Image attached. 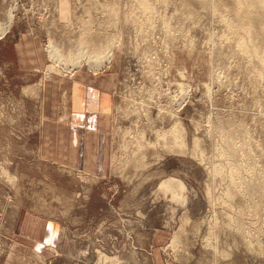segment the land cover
I'll use <instances>...</instances> for the list:
<instances>
[{
	"label": "rangeland",
	"instance_id": "1",
	"mask_svg": "<svg viewBox=\"0 0 264 264\" xmlns=\"http://www.w3.org/2000/svg\"><path fill=\"white\" fill-rule=\"evenodd\" d=\"M0 264H264V0H0Z\"/></svg>",
	"mask_w": 264,
	"mask_h": 264
},
{
	"label": "crops",
	"instance_id": "2",
	"mask_svg": "<svg viewBox=\"0 0 264 264\" xmlns=\"http://www.w3.org/2000/svg\"><path fill=\"white\" fill-rule=\"evenodd\" d=\"M55 74H57L58 76L62 77L60 79L62 82L66 81V79H65L66 77H63L61 74H58V73H55ZM51 76H52V74L50 76H47L46 78H43V80H41V83H39L38 86H40V85L41 86H43V85L45 86L46 80L51 78ZM73 77H74L73 85H74V89H75L74 90L73 87H72V93H73V98H74V100H73L74 107L72 105V107L70 109L68 108L69 113H61L60 112V107H59L57 109V115H56V113L53 112V111H56L55 107H53L51 110L48 111V115H50V116H55L56 115L58 118H56V120H54V121H56L58 124H61L63 122V124H65V125H67V124H69V125H71V124L72 125L73 124L74 125L80 124V126H84L85 127L86 124H83V121H81L84 118L83 109L86 108V107H88V108H92L93 107L94 108V106H98L99 109H100L101 103L98 101V96H99V99L102 100V108H105L107 106L108 109L110 110L109 107H110L111 101L109 99L108 93H103V94H105V96H103L98 91H96L98 93H95L94 91H91L90 97L88 98L89 99V106H88L87 98L86 99H82V97H80V93L78 92V90H80L81 85L84 82L89 84V85H91V83L90 82L88 83V80H87L90 76L85 74V73H81V72H77L76 71ZM70 81L72 82V79H70ZM107 83H108V80L106 78V83L105 84H107ZM99 86H101V85H99ZM81 96H82V94H81ZM82 102H84L86 104V106H84V104ZM108 109H105V110H107V112H106L107 114H109V110ZM93 110H95V109H93ZM59 113H60V116H59ZM72 118L75 119V122H71L70 121ZM50 119L51 118H49V120ZM67 120H69V122ZM108 135L109 134L106 133V135L104 136V142L105 143L107 142ZM49 137L50 136L48 134H46V142L47 143H49ZM59 138H60V136H59ZM106 147L107 146L105 145V148Z\"/></svg>",
	"mask_w": 264,
	"mask_h": 264
},
{
	"label": "bare ground",
	"instance_id": "3",
	"mask_svg": "<svg viewBox=\"0 0 264 264\" xmlns=\"http://www.w3.org/2000/svg\"><path fill=\"white\" fill-rule=\"evenodd\" d=\"M241 4V3H240ZM12 19V18H11ZM244 48V50H249L248 48H250V47H248L247 48V46H244L243 47ZM54 56V55H53ZM51 69L53 70L54 69V67H51ZM51 70V72H53ZM50 72V71H49ZM74 72V71H73ZM58 73V72H57ZM69 73L71 74V76L73 75V73H72V71H69ZM51 73H49V75H50ZM59 74V73H58ZM66 74H68V73H62L61 75L63 76V77H65L64 75H66ZM179 123V122H178ZM179 126H180V124H177V125H175L174 126V131H175V133H179ZM172 131V130H171ZM171 134V133H170ZM182 134V133H181ZM184 136V135H183ZM182 139V138H181ZM219 144V143H218ZM176 145V146H175ZM175 145L174 146H172L171 147V150H175L176 149V147H177V149L178 148H181L180 150L182 151V152H184L185 151V149H186V145L185 144H183V142L182 141H180V140H178V138H176V141H175ZM179 146V147H178ZM179 150V149H178ZM236 180V179H235ZM163 186H165L167 189H169L170 190V192L171 193H173V198L175 199V200H182L183 199V197H182V194H183V190H184V186L182 185V183L180 182V181H178V180H174V179H169V180H167L164 184H163ZM231 190V189H230ZM232 192H234V191H232ZM230 193V192H229ZM241 193V192H240ZM230 195V194H229ZM233 195V194H232ZM185 199V198H184ZM183 199V200H184ZM235 221H237V220H235ZM239 222V221H238ZM231 224H232V222H231ZM213 227V226H212ZM179 236V235H178ZM208 241V240H207ZM217 242V241H216ZM210 245H211V243H210ZM218 248V247H217ZM219 251V250H218ZM217 252V251H216ZM217 254V253H216ZM107 259V258H106Z\"/></svg>",
	"mask_w": 264,
	"mask_h": 264
}]
</instances>
